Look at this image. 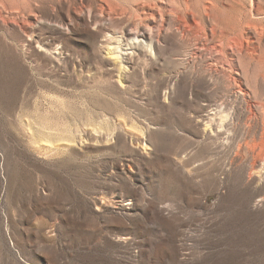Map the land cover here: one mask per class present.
<instances>
[{"label": "rangeland", "instance_id": "obj_1", "mask_svg": "<svg viewBox=\"0 0 264 264\" xmlns=\"http://www.w3.org/2000/svg\"><path fill=\"white\" fill-rule=\"evenodd\" d=\"M108 1L0 0V264H264L247 104L194 39L122 37L156 0Z\"/></svg>", "mask_w": 264, "mask_h": 264}, {"label": "bare ground", "instance_id": "obj_2", "mask_svg": "<svg viewBox=\"0 0 264 264\" xmlns=\"http://www.w3.org/2000/svg\"><path fill=\"white\" fill-rule=\"evenodd\" d=\"M230 1L234 7L221 4L219 11L214 0H156L138 4L133 10L135 22L123 30L122 37L132 42L133 46L140 39L149 46L160 43V37L167 33L173 34L180 41L191 38L198 42L201 46L193 47L192 59L196 56L205 59L204 74L217 81L223 80L247 104L246 111L254 116L255 122L244 124L245 134L250 136L252 148L262 147L264 75L256 78L255 87L260 91L261 97L254 109L251 108L249 99L255 100L256 92L249 91L247 87L242 89L235 76L244 72L241 62H245L253 71L264 63V0H249L247 4L244 0ZM101 3L100 14H112L120 8L108 0H101ZM229 9L237 11L236 16H231V20L227 15ZM121 10L126 13L124 9ZM248 142L244 145L248 146Z\"/></svg>", "mask_w": 264, "mask_h": 264}]
</instances>
